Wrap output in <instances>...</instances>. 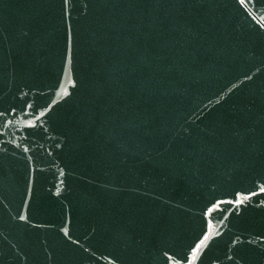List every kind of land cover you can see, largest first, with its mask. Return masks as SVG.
Instances as JSON below:
<instances>
[{
  "label": "water",
  "instance_id": "1",
  "mask_svg": "<svg viewBox=\"0 0 264 264\" xmlns=\"http://www.w3.org/2000/svg\"><path fill=\"white\" fill-rule=\"evenodd\" d=\"M0 264H264V0H0Z\"/></svg>",
  "mask_w": 264,
  "mask_h": 264
}]
</instances>
